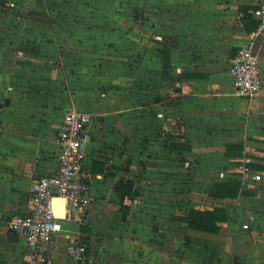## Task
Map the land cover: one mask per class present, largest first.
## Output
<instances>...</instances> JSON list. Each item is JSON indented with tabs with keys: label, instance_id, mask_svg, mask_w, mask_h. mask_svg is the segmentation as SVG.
Returning <instances> with one entry per match:
<instances>
[{
	"label": "crops",
	"instance_id": "crops-1",
	"mask_svg": "<svg viewBox=\"0 0 264 264\" xmlns=\"http://www.w3.org/2000/svg\"><path fill=\"white\" fill-rule=\"evenodd\" d=\"M4 1L0 15L12 0ZM39 1L27 10L41 17L18 22L30 33L0 38V264H30L26 237L5 222L26 214L33 181L56 171L57 134L71 108L93 115L84 165L93 200L66 208L48 246L52 264H198L204 246V264H245L227 232L242 218L226 205L245 195L214 198L198 188L241 178L247 159L264 163V149L246 151L249 134L264 140V91L243 98L230 74L232 55L258 35L242 8L264 0ZM258 54L264 77V38ZM240 141L243 156H226V145ZM183 189L203 198L192 207L227 208L219 232L180 220ZM256 222L263 264L264 222ZM74 240L88 244L89 262L67 254Z\"/></svg>",
	"mask_w": 264,
	"mask_h": 264
},
{
	"label": "built area",
	"instance_id": "built-area-1",
	"mask_svg": "<svg viewBox=\"0 0 264 264\" xmlns=\"http://www.w3.org/2000/svg\"><path fill=\"white\" fill-rule=\"evenodd\" d=\"M8 6L16 3L9 1ZM249 13L259 21L256 34L264 33V3ZM230 74L236 93L251 99L264 91L263 67L259 54L252 50V43L240 47L231 57ZM93 115L79 108L67 111L58 130L60 153L56 171L36 178L31 187L29 210L26 214L15 213L5 222L8 229L25 236L28 243L30 264H52L48 246L54 236L63 230L62 219L56 214L55 197H63L66 204L86 208L93 200L90 173L84 169L87 157L86 130ZM4 130L0 118V136ZM247 159L241 168L244 186L258 185L264 171L249 166ZM69 237V235H68ZM87 243L74 240L66 249L67 254L80 261H90Z\"/></svg>",
	"mask_w": 264,
	"mask_h": 264
},
{
	"label": "rangeland",
	"instance_id": "rangeland-1",
	"mask_svg": "<svg viewBox=\"0 0 264 264\" xmlns=\"http://www.w3.org/2000/svg\"><path fill=\"white\" fill-rule=\"evenodd\" d=\"M12 1H14L16 5L12 8L5 7L4 8L5 10L0 15V33H3V34H0L1 39L4 38L6 34L8 33L17 35L16 33L18 30L26 32V33H30L29 28H21L18 22L20 21L21 23L22 21H25V22L28 21L31 24L35 22V20L38 17H41L40 14L39 15L35 14L34 16L31 14L30 10H27V7H31L30 5H31L32 0H26L25 3L27 6H25L23 9H22L23 0H12ZM115 1L117 4L119 3V6L124 4V0H115ZM51 2H52L51 0H40L38 4L46 7ZM61 2L74 5V6L79 4L78 1L76 0H61ZM62 3H59V5ZM4 6L6 5L4 4ZM21 12L24 13V15L21 14ZM26 12H29V15H30L29 18L25 16L27 15ZM23 17H25L26 19L23 20ZM42 21L45 22L46 19L43 18ZM121 33L123 34L124 31L121 30ZM13 49H15V47H13ZM9 52L12 53V51H9ZM231 88H233L232 85H231ZM248 139L250 140V142L248 144V149L246 150L248 153L247 156H251V157L259 156L258 153L264 149V140L261 141L260 139L255 138L253 134H249ZM251 188L254 189L255 191L254 195H245V198L241 201L237 199V201L226 202V205H228V207L230 208L232 212V218L234 214H237L238 212L240 215L239 219L242 218L241 220H238V226L236 224L234 229H231V230L228 229L227 232L230 231L231 251H233L232 255H234L233 257L235 259H239V256H241L244 259H246L245 264H261L259 260L260 254L257 250L259 248L258 244L260 242V238H258L257 235L254 234L253 230H255V223H258L256 222L257 217L259 221L262 220L264 222V180L259 182V184L256 186L255 185L251 186ZM194 192L195 191H190V189L189 190L183 189L182 191L183 193L182 211H186L190 207H192L190 206V203L199 204L200 206L203 205L201 204V201L203 200V198L197 197L198 198V201H197L193 197ZM233 220L236 222L235 218ZM242 247L247 249L246 253L242 252L241 250ZM208 251L209 250L207 249V246L198 247L197 259H195L196 262H198V264H204V262L206 261L205 257ZM231 261H232V258H231ZM233 264H238V263H233ZM263 264H264V261H263Z\"/></svg>",
	"mask_w": 264,
	"mask_h": 264
},
{
	"label": "trees",
	"instance_id": "trees-1",
	"mask_svg": "<svg viewBox=\"0 0 264 264\" xmlns=\"http://www.w3.org/2000/svg\"><path fill=\"white\" fill-rule=\"evenodd\" d=\"M5 1L0 0V4L4 5ZM252 7L242 8L243 19L248 24L250 30H257L259 21L253 19L249 10ZM244 98V97H243ZM245 145L243 142L229 143L226 145V156L230 158H238L243 156ZM264 161V157L262 158ZM254 169L264 170V163H248ZM199 192H205L214 198H237L240 195H254L255 191L243 185L240 175L232 173L225 179H213L205 188H198ZM180 220L186 222L190 228L203 230L207 232L217 233L222 228V223L229 220L228 210L225 207H214L213 209H201L191 207L181 215Z\"/></svg>",
	"mask_w": 264,
	"mask_h": 264
},
{
	"label": "water",
	"instance_id": "water-1",
	"mask_svg": "<svg viewBox=\"0 0 264 264\" xmlns=\"http://www.w3.org/2000/svg\"><path fill=\"white\" fill-rule=\"evenodd\" d=\"M263 38H264V36H263L262 33H259V34L256 36V38H255V40H254V43H253V45H252V50H253V52H254L255 54H258V52H259V50H260V47H261V43H262V41H263ZM62 200H64V211H61L62 216H59V217H60V218H65V217H66V208H67V209H70V208H71V204L67 205V204H66V200H65V198H63V197H55V198H54V205H55V209H56V211L59 213L60 210H62V209H60L61 206H62ZM56 214H57V213H56Z\"/></svg>",
	"mask_w": 264,
	"mask_h": 264
},
{
	"label": "bare ground",
	"instance_id": "bare-ground-1",
	"mask_svg": "<svg viewBox=\"0 0 264 264\" xmlns=\"http://www.w3.org/2000/svg\"><path fill=\"white\" fill-rule=\"evenodd\" d=\"M60 209H62V210H60V212H59V213L56 211V213H57V215H58V216H62V213H61V211H64V200H62V206H61V208H60Z\"/></svg>",
	"mask_w": 264,
	"mask_h": 264
}]
</instances>
